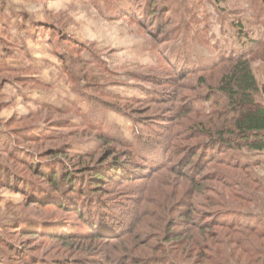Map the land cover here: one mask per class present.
<instances>
[{
	"label": "rangeland",
	"instance_id": "1",
	"mask_svg": "<svg viewBox=\"0 0 264 264\" xmlns=\"http://www.w3.org/2000/svg\"><path fill=\"white\" fill-rule=\"evenodd\" d=\"M145 1L119 0L113 7L107 8L102 0H0V131L8 129L15 133L17 127L26 128L27 124L39 125V130L52 129L49 137L42 140L27 138L19 141L27 149L42 151L48 157L68 155L75 160H85L88 164L99 159L111 163L115 157L121 160L127 157L138 159L129 155L130 152L127 153V149L119 143L101 137L102 127L130 143L131 148L137 150L136 155L150 156L153 151L156 157L162 155L164 149L160 148L163 144L157 147L145 144L147 139L154 138L153 134L150 138L147 132L152 129L160 134L168 127H175L177 115L173 107L177 104L171 101L173 85H193L198 77L193 75L179 82L176 69L169 65V59L184 55L191 62L203 63L201 65L208 68L211 61L222 54L227 55L225 51H229V47L238 48L239 28L253 39L264 41V6L258 5L256 0H148L156 4L154 9L157 12L151 15ZM123 9L129 11L124 12ZM40 25L52 27L54 34L47 37L45 32H37ZM193 35L195 42L191 39ZM54 44L58 50H62V57L56 54ZM8 45H12V48H5ZM73 45L80 49L78 55L84 63L78 62L79 56L75 57ZM260 47L264 48L263 45ZM256 56L251 65L257 81L263 84L264 57ZM4 63L8 68L2 67ZM177 67H180L179 64ZM81 74L91 81L85 84L79 78ZM74 84L83 86L85 92L94 95L93 100H98L97 103L115 102L128 114L106 110L100 129L85 127L82 122L84 118L77 111L81 109L87 112L85 116L88 117L89 104L73 90ZM197 87L196 92L186 88L182 90L185 95L193 97L197 108L207 112L211 103L200 97L206 88ZM102 92L120 98L135 97L136 100L134 103L119 101ZM147 92H151L149 98ZM69 101H77L80 109L78 106L72 107L73 103ZM44 105L53 106L55 110L51 111ZM65 105L68 106L63 110L68 111L67 114H59L58 111ZM188 107L185 103V108ZM7 121L13 122L5 126ZM193 142L195 140H190V143ZM229 153H234L249 168L234 170L233 167L213 162V169L228 173L235 171L240 181L235 186L230 184L233 187L221 181H207L205 184L213 187V192L204 190L203 193L216 197L222 191L230 200L224 207L237 215L242 227L218 226L215 223L217 217H213V227L203 232L197 228L190 229V225L182 221V213L191 208L188 205L178 207L173 215L177 220L174 229L181 233L179 240L182 237L186 240L184 244L183 240L168 244L173 254L183 253L191 257L187 261L197 260L196 253L190 250L197 249L202 242L207 243L206 248L213 245V264H250V257L261 259L264 256V150L243 149L225 155L229 156ZM0 162L22 173L36 174L4 154H0ZM128 169L124 167L117 171L113 180L106 178L100 181L111 203V209H105L113 213L118 209L133 211L135 201H139L136 190L153 182L139 180L142 175L149 174L146 170L133 174ZM129 172L133 173L127 175ZM167 176L171 177L168 173ZM129 178L132 179L127 180ZM230 190L237 194L233 197ZM20 191L19 186H0V238H6L12 245H0V259L3 251L10 253L11 258L4 260L9 261L8 264L23 263V260L18 263V258L22 256H16L17 253L26 255V259H21L27 264H47L32 258L37 253L49 258L69 259L63 264H98L96 260L104 259L107 255L111 258L133 256L135 259L127 264H153L160 254L155 245L157 238L146 228V224L155 222L149 217L139 220L138 225L146 228L145 231L135 228L118 240L112 238L116 234L62 239L52 234L56 229L51 226V229L44 228L42 222L35 221L39 227L30 220L16 227L15 220L22 216L34 218L55 208L47 204V198L36 200L23 196ZM190 192L188 190L187 196H191ZM230 211L222 210L220 215L228 217ZM66 213L70 223L79 219L76 214ZM211 219L208 218L207 222ZM130 220L131 214H128L125 221ZM199 223L206 225L205 222ZM112 226L115 231L120 229V224ZM28 255L31 257L27 258ZM211 261L207 260L209 264ZM112 264L124 263L115 260Z\"/></svg>",
	"mask_w": 264,
	"mask_h": 264
},
{
	"label": "trees",
	"instance_id": "2",
	"mask_svg": "<svg viewBox=\"0 0 264 264\" xmlns=\"http://www.w3.org/2000/svg\"><path fill=\"white\" fill-rule=\"evenodd\" d=\"M102 1L107 8H111L119 0ZM256 1L258 5L264 6V0ZM139 2L140 0H137V3ZM145 5L150 9L151 15H155L157 10L154 9V5L156 8V4L146 0ZM51 29L53 28L40 25L37 32H45V35L48 34L47 37H51L54 34ZM188 29L189 26H187L186 31ZM237 30L238 48L231 49L229 47V51H225L227 55L222 54L216 60L211 61L212 63L208 68H204L201 65L203 63L191 62L184 55H177V59L172 57L169 59V65L174 67L173 70L176 69V77L179 82L188 80L193 75H198V77L196 84L193 85L184 83L173 85L171 101L177 104L176 107H173L177 115L175 127H168L160 134L152 129L147 132L150 134V138L151 134L154 138L147 139L145 144L155 147L163 144L160 148L161 150L164 149L162 155L156 157L154 151L153 155L151 153L150 156L139 153L136 155L135 151L137 150H134V147L132 149L130 143L124 141L118 134H112L111 131L103 129L101 118L104 116V111L113 110L124 114L128 113L115 102L97 103L98 100H93L92 96L94 95L85 92L83 86L78 85L79 83L74 84L73 90L79 94L83 101L89 104L88 117L85 116L87 112L80 111L79 105L76 104L77 101H69V103H73L72 107L78 106L80 110L78 108H75V110H78L77 112H79L81 118H84L82 122L85 127H97L98 129L102 127L100 129L101 137L119 143L127 149V153L130 152L129 155H134L138 159L134 160L127 157V159L121 160L115 157L111 163H108L105 159H99L98 162L93 160L88 164L85 163V160H75L68 155L48 157L42 151L36 152L27 149L19 140H26L27 138L42 140L49 137L53 132L52 129L39 130V125L27 124V126L25 125L26 128L17 127L15 133H11L8 129L3 132L0 131V136H2L0 154H4L5 157L17 161L23 166H27L32 172L36 173L35 175L22 173L11 168L10 165L0 162V186H19L23 196L33 197L36 200L47 198L49 200L47 204L55 206L53 211L38 214L34 218L29 215L22 216L20 219L15 220L17 221L15 226L19 227L21 222L24 224L28 223L27 220H30L35 224H37L35 221L42 222L44 228L49 227L51 229L52 227V229H56L52 234L62 239L93 234L96 237L103 234H116L112 237L114 240L122 238L123 235H128L135 228L138 231H145L147 228L157 238L155 245L160 252L153 264H209L207 260L211 261V259L210 264H213V245L206 248L207 243L202 242L199 243L197 249L191 248L190 252L194 251L196 253L197 260L190 262L187 260L191 257L185 256L183 253L173 254L168 243H180L183 240L182 244H184L186 240L184 237L179 240L181 233L174 229L177 224L174 213L182 205H188L191 208L190 211L182 213V221L189 224L190 229L197 228L203 232L205 229L213 227V217H217L215 223L218 226L242 227L240 220L236 217L237 215L235 216L234 212L231 213L230 209L224 207L230 200L224 196L222 191L218 192L216 197L203 193L204 190H213V187L205 184L207 181H221L231 187L237 185L240 181L239 175L235 176V171L228 173L221 169H213V162L233 167L234 170H247L249 168L234 153H229V156L225 153L243 149L256 152L264 150V83L259 84L251 65V61L257 57L256 55L264 57V48L261 49L260 47L264 46V41H258L246 35L243 33L242 28ZM191 39L194 42L196 41L194 35ZM8 46L5 48H12V45ZM13 46L16 47V45ZM55 50L56 54L62 57V50H58L56 46ZM72 51L75 53V57L79 56L78 62L84 63V60L78 55L80 49L78 50L77 45L72 46ZM4 64L2 67L8 68L7 64ZM178 64L180 67H177ZM206 74H209V76H206ZM79 78L85 84L91 81L85 74H81ZM198 85L206 88V91L203 89L205 93L200 97H204L205 100L211 103L207 112L197 108L193 97L185 95L182 90L186 88L196 92ZM98 90L100 91V89ZM150 93L147 92V98H149ZM102 94L111 97V99L123 100L129 103H134L136 100L135 97L120 98V96L109 92H102ZM185 103L189 105L188 109L185 108ZM44 106L51 111L55 110L53 106ZM67 106L62 107L58 113L67 114L68 111L64 112ZM11 122L13 121H7L5 126H9ZM159 138L160 141H158ZM190 140H195V142L190 143ZM228 164H232V166ZM124 167L134 172H129L127 175L139 174L138 171L146 170L149 174L142 175L139 180L146 179V181L153 180V182L151 185H148V183L142 185L136 190L139 201H135L136 205L133 211L118 209V212L113 213L112 210L105 209V207H110L111 203H109V195L104 187L100 185V181H105L106 178L113 180L114 176L118 174L117 171L124 169ZM185 170L191 172L187 173ZM167 173L171 177L167 176ZM154 182L159 184H154ZM230 184H233V186ZM185 188L191 190V196H187L188 190L184 191ZM231 194L234 197L237 193L231 191ZM222 210H229V216H221L220 212ZM66 212L74 216L77 215L79 219L74 223H70ZM128 214H131V220L127 222L125 218ZM144 217H149L155 222H149L146 224L147 227L142 229V226L138 224L139 220ZM198 218L199 220H197ZM208 218H212V221L207 222ZM97 220L98 223H96ZM199 222H205L206 225H200ZM116 223L120 224L118 231L112 229L114 227L112 225H116ZM38 226L40 227V225ZM92 229L95 231H90ZM100 229L102 231L99 232ZM5 239L4 237L0 238L1 246L9 244ZM10 246L12 247V245ZM4 253L3 251L0 263L8 264L10 262L7 263L4 260L11 258L10 253H5L6 256ZM15 255L26 259V255L23 253ZM30 257L31 255L27 256V258ZM21 258H18V263L23 260L21 264H27V261ZM32 258L36 259V262L45 261L47 264H63L69 261L66 258H49L39 253L32 255ZM133 258V256L124 257V255L111 258L110 255H107L104 259H98L96 262L103 264L104 260V264H112L115 260H119L120 263L127 264L126 262H131ZM263 259L264 256L261 259L250 257V264H264Z\"/></svg>",
	"mask_w": 264,
	"mask_h": 264
}]
</instances>
